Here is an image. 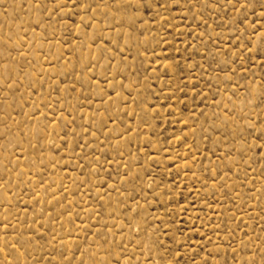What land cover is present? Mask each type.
I'll list each match as a JSON object with an SVG mask.
<instances>
[{"label": "rangeland", "instance_id": "1", "mask_svg": "<svg viewBox=\"0 0 264 264\" xmlns=\"http://www.w3.org/2000/svg\"><path fill=\"white\" fill-rule=\"evenodd\" d=\"M0 264H264V0H0Z\"/></svg>", "mask_w": 264, "mask_h": 264}]
</instances>
